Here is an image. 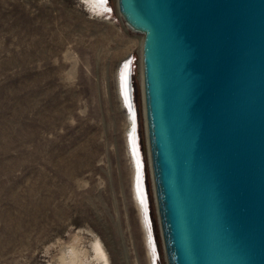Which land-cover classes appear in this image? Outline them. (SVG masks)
I'll list each match as a JSON object with an SVG mask.
<instances>
[{
	"label": "rangeland",
	"instance_id": "1",
	"mask_svg": "<svg viewBox=\"0 0 264 264\" xmlns=\"http://www.w3.org/2000/svg\"><path fill=\"white\" fill-rule=\"evenodd\" d=\"M105 2L0 0V264H103L96 242L108 264H164L144 162L142 32ZM127 55L143 205L118 85Z\"/></svg>",
	"mask_w": 264,
	"mask_h": 264
},
{
	"label": "water",
	"instance_id": "2",
	"mask_svg": "<svg viewBox=\"0 0 264 264\" xmlns=\"http://www.w3.org/2000/svg\"><path fill=\"white\" fill-rule=\"evenodd\" d=\"M114 3L142 32L143 159L164 264H264V0Z\"/></svg>",
	"mask_w": 264,
	"mask_h": 264
},
{
	"label": "bare ground",
	"instance_id": "3",
	"mask_svg": "<svg viewBox=\"0 0 264 264\" xmlns=\"http://www.w3.org/2000/svg\"><path fill=\"white\" fill-rule=\"evenodd\" d=\"M90 7L95 8L96 10H107L109 7L107 6L105 0H85ZM140 57V56H139ZM137 59V58H136ZM135 58H131V55L125 56L119 66H118V82L120 87V95L123 101V106L127 107L126 113L128 114L129 121L127 123V132H129V145L131 146L132 156L134 158V163H136V190L137 194L140 198V201L143 205V202L146 200V190L144 189V171H143V155L142 150L140 149V136H138L137 129V120H136V109L135 102L133 97V84L131 82V77L133 75L134 70H132V66L135 67ZM141 63V57H140ZM125 108V107H123ZM142 161V162H141ZM141 162V163H140ZM95 248L94 251L103 259V264L107 263V257L105 256L104 251L102 250L99 243H94ZM70 248V247H69ZM72 250V249H71Z\"/></svg>",
	"mask_w": 264,
	"mask_h": 264
},
{
	"label": "built area",
	"instance_id": "4",
	"mask_svg": "<svg viewBox=\"0 0 264 264\" xmlns=\"http://www.w3.org/2000/svg\"><path fill=\"white\" fill-rule=\"evenodd\" d=\"M132 58V57H131ZM134 59V58H133ZM125 107V110L127 111V107L126 106H124Z\"/></svg>",
	"mask_w": 264,
	"mask_h": 264
},
{
	"label": "trees",
	"instance_id": "5",
	"mask_svg": "<svg viewBox=\"0 0 264 264\" xmlns=\"http://www.w3.org/2000/svg\"><path fill=\"white\" fill-rule=\"evenodd\" d=\"M142 150H144L145 151V149H143V147H142ZM144 153V152H143ZM145 165H146V163H145Z\"/></svg>",
	"mask_w": 264,
	"mask_h": 264
}]
</instances>
